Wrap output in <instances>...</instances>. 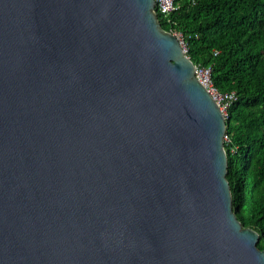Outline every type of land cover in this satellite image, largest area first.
<instances>
[{
	"label": "water",
	"instance_id": "obj_1",
	"mask_svg": "<svg viewBox=\"0 0 264 264\" xmlns=\"http://www.w3.org/2000/svg\"><path fill=\"white\" fill-rule=\"evenodd\" d=\"M225 136L154 0H0V264H264Z\"/></svg>",
	"mask_w": 264,
	"mask_h": 264
},
{
	"label": "trees",
	"instance_id": "obj_2",
	"mask_svg": "<svg viewBox=\"0 0 264 264\" xmlns=\"http://www.w3.org/2000/svg\"><path fill=\"white\" fill-rule=\"evenodd\" d=\"M174 7L156 13L162 30L180 35L194 66L209 71L208 87L233 94L224 141L232 210L264 251V0H174Z\"/></svg>",
	"mask_w": 264,
	"mask_h": 264
},
{
	"label": "built area",
	"instance_id": "obj_3",
	"mask_svg": "<svg viewBox=\"0 0 264 264\" xmlns=\"http://www.w3.org/2000/svg\"><path fill=\"white\" fill-rule=\"evenodd\" d=\"M154 10H155V13H159L160 15L167 16L172 11L175 10L174 0H154ZM174 35L177 36L176 34H174ZM195 69H196V76L197 77L201 78L204 82L207 80V84L205 82L206 88L208 89L210 95L217 102V104L219 106V109L221 110V112L223 113V115L225 117V115H226V109L229 106V101L233 100V98H234L233 97V94H230V95H227V96H221V95L217 94L212 89L217 95L213 94L211 92V88L208 87L209 71L208 70H204V69H198L196 67H195ZM224 139L225 140L227 139L226 136H225Z\"/></svg>",
	"mask_w": 264,
	"mask_h": 264
},
{
	"label": "rangeland",
	"instance_id": "obj_4",
	"mask_svg": "<svg viewBox=\"0 0 264 264\" xmlns=\"http://www.w3.org/2000/svg\"><path fill=\"white\" fill-rule=\"evenodd\" d=\"M176 37H177L178 40L180 41V35H177ZM180 42H182V41H180ZM182 47L184 48V45H183V44H182ZM203 79H204V78H203ZM205 82H206V84H207V80H206ZM211 92H212L213 94L217 95L212 89H211Z\"/></svg>",
	"mask_w": 264,
	"mask_h": 264
},
{
	"label": "bare ground",
	"instance_id": "obj_5",
	"mask_svg": "<svg viewBox=\"0 0 264 264\" xmlns=\"http://www.w3.org/2000/svg\"><path fill=\"white\" fill-rule=\"evenodd\" d=\"M198 78V80L206 87V84H205V82L201 79V78H199V77H197Z\"/></svg>",
	"mask_w": 264,
	"mask_h": 264
}]
</instances>
